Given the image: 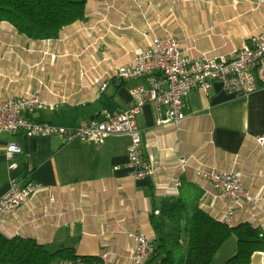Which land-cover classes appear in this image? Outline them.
<instances>
[{"label": "crops", "instance_id": "crops-1", "mask_svg": "<svg viewBox=\"0 0 264 264\" xmlns=\"http://www.w3.org/2000/svg\"><path fill=\"white\" fill-rule=\"evenodd\" d=\"M263 31L264 4L256 0H88L85 20L45 41L29 40L0 22V98L38 91L58 109L36 110L27 117L75 128L101 119L105 111L132 106L130 89L145 82L122 81L116 72L133 65L135 52L147 49L153 36L175 35L189 57L230 60ZM186 113L178 127L158 126L155 105L141 109L142 149L155 170L143 178L130 175L126 136L102 144H64L56 136L0 132V197L14 181L40 187L17 211L0 216V233L35 239L49 252L70 248L104 264H126L135 246L130 234L139 230L154 246L162 239L171 249L181 242L185 220L168 222L154 212L182 184L201 188L200 207L214 218L223 220L225 212L210 182L198 179L191 167L178 170L182 157H193L192 167L241 170L244 189L258 203L257 209L237 210L232 225L249 223L264 233V144L257 143L264 137V86L237 96L213 82L208 94L194 90L188 95ZM11 143L21 148L14 168L6 159ZM154 221L164 229H154ZM236 252L237 239L231 236L210 264H225ZM251 264H264V252L254 254Z\"/></svg>", "mask_w": 264, "mask_h": 264}, {"label": "built area", "instance_id": "built-area-1", "mask_svg": "<svg viewBox=\"0 0 264 264\" xmlns=\"http://www.w3.org/2000/svg\"><path fill=\"white\" fill-rule=\"evenodd\" d=\"M263 5L264 0H256ZM116 77L122 81L143 80L144 85L130 89L132 106L118 112L105 111L101 119L83 121L78 127H63L48 122H36L27 113L36 110L56 111L58 104L47 103L38 91L24 96L2 100L0 98V132L10 136L23 131L27 136H56L64 144L73 142L102 144L109 137H129L128 166L134 178L154 174L150 161L145 157L137 116L146 104H154L158 126H174L187 118L186 99L199 90L208 94L213 82H220L224 89L237 96H246L264 86V31L244 43L235 51L234 58L210 57L201 54L189 57L181 50L177 37L166 33L164 37L153 36L145 50L135 52L131 66L118 68ZM264 144V137L257 138ZM21 153L18 144L7 146L6 159L9 168H14L16 154ZM190 158L178 159L181 172L192 168L194 175L210 182L217 191L219 200L225 203L224 219L229 226L237 210L247 207L257 209L258 198L243 187V172L239 169H218L214 166L192 167ZM40 187L33 183L22 184L14 181L10 189L0 197V216L17 211ZM156 215L158 211L154 212ZM135 246L126 264H145L154 252L150 238L141 230L131 233ZM51 264H93L81 257L64 259Z\"/></svg>", "mask_w": 264, "mask_h": 264}, {"label": "trees", "instance_id": "trees-1", "mask_svg": "<svg viewBox=\"0 0 264 264\" xmlns=\"http://www.w3.org/2000/svg\"><path fill=\"white\" fill-rule=\"evenodd\" d=\"M88 0H0V22L11 25L32 41L56 40L61 31L86 19ZM203 192L192 182L182 184L177 195L166 197L159 215L165 221L185 220L181 242L168 249L162 239L145 264H210L215 253L231 236L237 239V252L225 264H251L252 256L264 252V233L249 223L229 226L200 207ZM162 231L163 224L153 222ZM153 244V243H152ZM81 257L87 263L104 264L101 258L77 256L70 248L49 252L35 239L0 233V264H51Z\"/></svg>", "mask_w": 264, "mask_h": 264}, {"label": "rangeland", "instance_id": "rangeland-1", "mask_svg": "<svg viewBox=\"0 0 264 264\" xmlns=\"http://www.w3.org/2000/svg\"><path fill=\"white\" fill-rule=\"evenodd\" d=\"M23 37V36H22ZM25 38V37H24ZM19 39V38H18ZM18 39L16 40V42H19ZM61 100H64V99H61Z\"/></svg>", "mask_w": 264, "mask_h": 264}]
</instances>
